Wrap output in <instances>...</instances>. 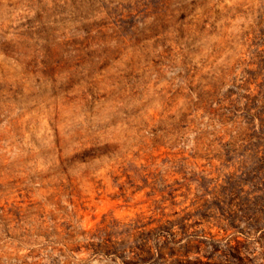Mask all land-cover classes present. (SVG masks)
Wrapping results in <instances>:
<instances>
[{"label": "rangeland", "instance_id": "374dc122", "mask_svg": "<svg viewBox=\"0 0 264 264\" xmlns=\"http://www.w3.org/2000/svg\"><path fill=\"white\" fill-rule=\"evenodd\" d=\"M0 264H264V0H0Z\"/></svg>", "mask_w": 264, "mask_h": 264}]
</instances>
